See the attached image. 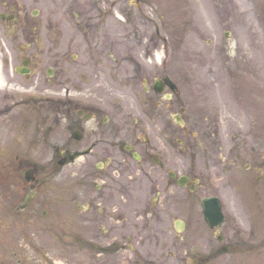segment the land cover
Listing matches in <instances>:
<instances>
[{
  "label": "flooded vegetation",
  "instance_id": "af4514ba",
  "mask_svg": "<svg viewBox=\"0 0 264 264\" xmlns=\"http://www.w3.org/2000/svg\"><path fill=\"white\" fill-rule=\"evenodd\" d=\"M139 3L136 0L135 5ZM95 4L98 11L92 15L97 10ZM118 4L119 0H96L80 6L77 14L69 12L72 18L65 22L0 16L5 30L10 32L9 50L4 49L1 61L0 264H6L8 251L23 248L47 251L35 257V264H55V258L61 255L67 256L63 264H264L263 222L242 228L225 217L221 226L210 227L196 211L190 220L181 221L173 230L158 227L162 208L166 209L158 179H149L153 183L149 193L155 202H142L140 206L135 202L134 193L142 188L135 189L130 167L144 165L150 144L127 129L126 119L119 120L118 108L111 101L108 105L113 112L103 105L118 87L136 89L145 84L149 112L160 119L165 117L166 99L154 92L152 85L155 79L165 76L166 65L156 59V43L144 44L147 31L140 27L146 25L145 21L127 20L124 40L129 45L119 44L116 36H110L107 17L120 24L113 12ZM3 5L9 9V5ZM122 16L131 18L133 12L123 11ZM155 36L162 39L159 29ZM131 42L142 50H134ZM195 58L196 66L209 68L205 58ZM54 80L68 94L79 85L81 98L55 100L53 89L40 85L42 82L48 86ZM195 117L199 122L211 119L207 114ZM131 121L134 126L141 125V120ZM216 144L222 150L223 145L219 141ZM262 144L260 139L252 143L254 152L248 153L250 158L262 159ZM135 150L139 151V161L134 163ZM42 151L45 156L40 159ZM37 166H43L46 173H52L54 168L80 166L81 178L87 183L80 191L85 207L77 204L76 211L65 204L69 210L54 209L58 202L43 189L44 180L38 178ZM251 169L264 176V166H245L246 172ZM195 181L193 178L190 184ZM92 183L96 195L85 199L83 193ZM94 213L96 218L92 221ZM132 216L142 218L144 225L136 228L130 220L129 226L127 217ZM118 227L130 233L122 238L126 242L103 244L102 230L111 234ZM138 228L146 236L133 243L132 233ZM88 244L95 251L92 260L85 257ZM9 256L16 257L17 253Z\"/></svg>",
  "mask_w": 264,
  "mask_h": 264
},
{
  "label": "rangeland",
  "instance_id": "374dc122",
  "mask_svg": "<svg viewBox=\"0 0 264 264\" xmlns=\"http://www.w3.org/2000/svg\"><path fill=\"white\" fill-rule=\"evenodd\" d=\"M123 1L125 3L119 0V4L113 9L115 19L120 24L111 21L110 16L107 17L106 29L111 30L110 36H116L115 41L119 44L129 45L124 40L128 29L127 20L145 21L146 25L140 27L141 30L147 31L144 44L156 43L158 58L162 59V53L165 51V73L177 84L178 94L167 102L163 120H142L144 117L141 116V107L138 103L145 99V95L139 88L135 91L128 89L112 91L113 95L107 99L103 108L113 112L108 105L111 101L112 106L118 108L119 119H126L130 123V118H141L139 127L135 128L132 125L127 129L140 137L143 132L139 128L144 129L150 144V155L159 156L166 170L190 177L194 175L200 179L202 186L197 188L193 195L181 188L169 189L167 199L164 198L166 209L162 208L164 215L161 225L173 227L176 219L190 218L194 214L191 204L207 196L220 198L224 214L228 216L230 222L235 220L236 226L243 228L245 225L249 227L251 222L258 224L261 220L258 212L264 214V183L251 184L243 181L242 177L245 173L244 166L247 164H264V0H140L137 6L135 0ZM93 2L96 0H0V4L9 5L7 12L0 6V13L6 16L12 14L18 19L31 21V11L38 10L35 19L66 21L71 19L72 14L69 12L77 14L80 6H88ZM94 8L95 6H91V9ZM96 8L92 15H96L97 5ZM127 10L133 12L131 18L122 16V12ZM120 18L126 20L125 25H121ZM156 29H159L165 41L163 38L157 39ZM9 35L10 32L6 31L0 22L2 56L4 49L9 50L7 47ZM130 45L134 46V50H142L135 42H131ZM195 55L206 58L210 67L196 66ZM40 85L52 88L55 98L64 94V87L60 86L58 80H54L48 86L42 82ZM231 89H238L240 100L233 99ZM80 92L79 85L72 88L73 98L80 99ZM241 96H247L248 101L245 103ZM207 100L213 105L210 112L215 116L210 119L211 122L204 120L199 122L195 116L207 114L208 110L205 107ZM180 108L186 109L182 117L184 121L182 126L177 125L173 119ZM206 127L213 129L206 133ZM216 128L219 130L220 140L224 139L221 143L222 150H218L216 144L218 141L214 139ZM259 138L263 142L261 148L263 159L249 158L247 153L254 152L251 145ZM181 148H184V152ZM39 156L41 159L45 152L42 151ZM234 158H239L235 167L232 166ZM136 168L131 166L132 174L136 173ZM143 170L147 176L142 173L134 178L137 186L145 185L141 187L145 188V193L136 194V197L140 198L135 201L139 206L141 202H148L149 205L152 202V195L149 193L151 183L146 181V178L160 179V185L164 186H166L164 181L168 179L167 172H159L153 166H145ZM55 173L54 181H50L52 186L48 189L49 195H59L56 197L58 201L59 197H65L70 190L75 193L79 191V185L82 184L80 166L66 167ZM88 195L95 196L94 187H90ZM77 201L83 203L82 199L77 198ZM197 204L199 206V202ZM175 206H178L176 211ZM198 206L196 210L199 212ZM95 218L96 214H93L92 221ZM108 218L110 219V216ZM127 218L129 226L130 220L136 227L143 223L139 217ZM93 225L94 222L91 226ZM157 226L160 227V224L157 223ZM137 230L132 233L133 243L141 241L138 238L142 235L146 236L140 228ZM91 231L93 232V229ZM129 234L122 232L118 227V231L111 234L102 230L100 236L103 244L115 240L117 243H123L126 242L122 240L123 236L127 237ZM16 252L18 258L27 264H34L35 257L44 254L42 249H21ZM94 255L95 251H88L85 257L92 260L95 258ZM58 260L64 262V259Z\"/></svg>",
  "mask_w": 264,
  "mask_h": 264
},
{
  "label": "water",
  "instance_id": "95a60500",
  "mask_svg": "<svg viewBox=\"0 0 264 264\" xmlns=\"http://www.w3.org/2000/svg\"><path fill=\"white\" fill-rule=\"evenodd\" d=\"M165 82L170 88L174 90L173 85L167 79L165 80ZM177 121H178V118H177ZM183 179L184 178H182L181 180L183 181ZM202 212L205 217V220L209 224L213 220H216V221L221 220L220 204L218 200L215 198L205 199L202 201Z\"/></svg>",
  "mask_w": 264,
  "mask_h": 264
}]
</instances>
